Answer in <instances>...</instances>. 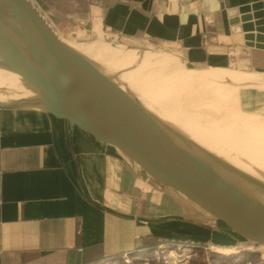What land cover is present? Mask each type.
<instances>
[{"label":"crops","instance_id":"0c3cea01","mask_svg":"<svg viewBox=\"0 0 264 264\" xmlns=\"http://www.w3.org/2000/svg\"><path fill=\"white\" fill-rule=\"evenodd\" d=\"M70 2L81 33L171 46L223 69L255 51L233 43L231 13L264 0ZM191 209L71 121L0 105V264H104L144 240L191 235Z\"/></svg>","mask_w":264,"mask_h":264},{"label":"water","instance_id":"95a60500","mask_svg":"<svg viewBox=\"0 0 264 264\" xmlns=\"http://www.w3.org/2000/svg\"><path fill=\"white\" fill-rule=\"evenodd\" d=\"M231 16L233 43L255 50L241 53L264 62V2L242 7ZM0 55L4 59L0 68L39 90L41 99L30 104L71 121L144 178L176 194L232 235L264 246L263 179L239 178L240 173L233 175L206 162L201 151L159 125L135 98L66 45L31 0H0ZM183 60L190 70L204 71ZM249 190L258 192L260 199Z\"/></svg>","mask_w":264,"mask_h":264},{"label":"rangeland","instance_id":"374dc122","mask_svg":"<svg viewBox=\"0 0 264 264\" xmlns=\"http://www.w3.org/2000/svg\"><path fill=\"white\" fill-rule=\"evenodd\" d=\"M31 1L47 19L53 30L61 38L69 42L100 51H104V49L115 52L135 53V51H138L140 53L150 52L152 54L160 53L176 56L179 60L181 59V62L179 61L177 66H186L183 63L184 57L176 48L171 46L143 40H127L103 31L95 32L94 34L81 33L80 30L83 27H80L66 17L67 12L70 13L72 10L71 0L65 2L61 0L59 3L56 0ZM54 19L58 20L57 23L54 22ZM241 58V62L234 65V67L208 69L206 67L209 66L201 65L202 70L216 71L214 73L232 75L242 79L248 78L254 81L255 84L254 82L245 84L242 83V80L239 81L243 86L239 85L240 82L238 81H236L238 85L233 81L215 82L213 84L211 81H204L202 83L200 80H195L196 83H188V86H191V89H188L189 91L193 90L192 93H194V90L200 89L201 97L207 98L206 101L208 102L204 101L201 104V106L206 104L208 107L205 111H199L198 108L194 107L192 102L187 103L182 101L180 103V99L176 94L172 97L173 100L170 98L166 100L171 101L170 107L174 109L179 107L182 112L174 122L171 120L173 124L170 126L181 137L189 141L193 147H196V149H199L203 153L199 155L200 157L212 166H222V164L230 161L229 165L247 176L248 172L246 168L256 169L253 165L256 158L253 152L250 153L249 147L245 148L246 141L245 144L239 143L238 137L232 138L231 133L229 134L226 131L229 125H233V129L235 130L233 134L236 135L239 132L244 136V139H247L251 136L253 137L251 129L246 127L247 121L264 126V85L262 87L261 84H257L261 88L256 85V82H264V62L263 60H255L245 54ZM107 59L105 62L113 61L112 59ZM120 66V63L113 66L105 64V68L108 67L106 68L107 70L121 71V78L129 82V77H134L133 73L124 70V67ZM233 87L239 91L234 90ZM11 88L8 83H0V93H4L5 95L4 99H0V105H27L38 99L37 93L30 88H27L31 91L30 97L16 99L17 96H10L11 91H13ZM215 105H221L219 111H226L227 107L228 113L225 115L228 118H216L215 115H212L214 112H212L210 107ZM160 110L161 112L163 111L161 108H157V111ZM209 111L211 114L207 115ZM154 116L157 117L156 115ZM261 141L257 139L259 145L263 146ZM261 148L264 150V146ZM219 169L222 168L220 167ZM191 231V235H187L186 237H173L169 239L151 238L144 240V242H141V247L138 251L125 253L121 258L112 259L104 264H264V246L245 242L228 232L216 220L194 209H191Z\"/></svg>","mask_w":264,"mask_h":264},{"label":"bare ground","instance_id":"6f19581e","mask_svg":"<svg viewBox=\"0 0 264 264\" xmlns=\"http://www.w3.org/2000/svg\"><path fill=\"white\" fill-rule=\"evenodd\" d=\"M60 39L70 48L75 50L77 53H79L81 56H83L93 65H95L96 68L99 71H101L105 76H107L111 80V82L115 84L119 89H122L128 95L135 98L139 102V104L148 113H150L153 116L156 115L157 123L167 128L168 130H173V127H171L170 125L173 124V122L177 118H179L178 116H180V114L182 113L179 107L175 109L173 107H170L171 101L166 100L169 98L173 100L172 97L175 94L180 99L179 101L180 103L182 101H185L187 103L192 102L194 104V107L198 108L199 111L200 110L205 111L206 108L208 109L206 104L201 106V104L204 101H206L207 98L201 97L200 89L194 90V93H192L193 90L189 91L188 89L191 86H188V83L189 84L190 82L196 83L195 80H200L202 83L204 81H211L213 84L215 82L219 83V82H224V81H229V82L233 81L237 84L238 82H240L239 80H242L243 81L242 83H245V84L248 82H249L248 84H250V82L251 83L254 82V81L249 80L248 78L242 79L240 77H235L232 75H222V74L214 73L216 71L211 72V70L210 71H192L186 66H183V65H182L183 67L177 66L181 59L179 60V58L176 56H168V55H163L160 53L152 54L150 52L140 53L138 51H135V53L134 52H122V51L115 52V51L107 50V49H104V51H100V50L91 49V48L82 46L80 44H76L74 42H69L61 37ZM105 58L106 60H104ZM107 58L112 59L113 61L105 62L108 60ZM3 60L4 59L0 55V61H3ZM117 63H120V65L124 67L123 68L124 70L132 72L135 78L129 77L130 80L128 82L121 78L122 77L120 76L122 75L121 71L117 72L113 69L107 70L106 68L108 67L105 68V64L106 65L110 64L111 66H113V65H117ZM0 83H8L12 87L11 89H13V91H11V94L10 93L8 94H10V96H17L16 99H25V98L30 97L31 91H29L27 88L34 90L37 93V98L41 99V94L37 88L29 85L23 78H21L19 75L15 74L13 71L9 69L0 68ZM239 85H241V82ZM261 86L257 85V87H260V88ZM234 90L239 91L237 90V88L236 89L234 88ZM152 95H155V96H152ZM4 98H5L4 93H0V99H4ZM220 107L221 105H215V106L210 107V109H212V112H214L212 115H215L216 118L217 117H220V118L222 117V119L228 118L225 115L228 113L227 107H226V111L225 110L219 111ZM157 108H161L163 111L162 112L161 110L157 111ZM209 114H211L210 111L207 113V115ZM246 127L251 129V133H253V137L251 136L250 138L244 139V136L241 135L239 132L236 135H234L233 132L235 130L233 129L234 128L233 125L231 126L229 125L227 127L226 132L229 134L231 133L232 138L238 137L239 143L245 144V141L247 142V144L245 145V148L249 147L250 153L253 152V155L256 158L253 164L256 167V169H250L249 167L246 168L248 175L252 177H257L259 179H263L264 181V150L261 148L264 146V141H263L264 140V126L259 125L258 123L253 124L247 121ZM257 139L260 141L262 140L261 143L263 146L259 145V142H257ZM191 146L193 147V145ZM193 148H195L194 150H197L198 152L199 149H196V147H193ZM229 162L230 161H228V163L224 162L227 165L222 164V166H216V165L214 166H216V168L218 169L221 167L222 168L221 170H225L226 172H229V173L231 172L233 175L236 174L238 176V173H240L241 171L229 165L231 163ZM223 165H225L226 167ZM244 175H245L244 173H240L238 177L241 178V176H244ZM249 192L253 193L254 197L256 198L259 197V193L256 192L255 190H249ZM258 199H260V197Z\"/></svg>","mask_w":264,"mask_h":264}]
</instances>
